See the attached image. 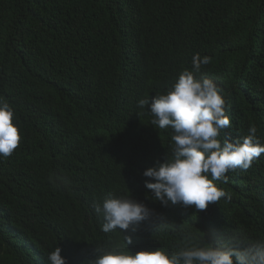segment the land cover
I'll use <instances>...</instances> for the list:
<instances>
[{"label": "trees", "instance_id": "obj_1", "mask_svg": "<svg viewBox=\"0 0 264 264\" xmlns=\"http://www.w3.org/2000/svg\"><path fill=\"white\" fill-rule=\"evenodd\" d=\"M197 53L210 58L197 77L214 80L225 98L231 126L222 135L255 126L264 143V0H0V97L21 136L0 160V264H35L18 237H42L47 252L45 234L89 260L90 243L69 234L66 211H85V194L96 192L151 210L124 233L79 219L99 249L171 253L190 238H264V154L216 181L226 195L204 211L162 206L145 187L143 170L174 145L172 129L151 125L138 100L192 70Z\"/></svg>", "mask_w": 264, "mask_h": 264}, {"label": "clouds", "instance_id": "obj_2", "mask_svg": "<svg viewBox=\"0 0 264 264\" xmlns=\"http://www.w3.org/2000/svg\"><path fill=\"white\" fill-rule=\"evenodd\" d=\"M209 63V57L193 55L192 70L179 72L164 92L138 100L137 106L141 109L147 106L154 117L151 125L156 129H172L171 157L165 156L163 161H156L142 172L148 178L145 187L165 207L171 204L206 210L209 204L226 195L216 181L227 183L226 173L247 170L264 154V143L257 137L255 126L249 127L247 135L231 140L222 135L231 126L222 89L211 78L196 75L202 65ZM14 117L11 104L0 97V160L11 156L21 141ZM84 201L85 211L67 209L66 213L72 227L69 234L82 247L90 243L89 260L80 262L78 252L47 234L44 235L50 243L47 252L42 237L29 240L20 236L18 249L29 253L35 264H264V238L251 241L242 232L218 235L214 241L205 238L201 243H193L195 238H190L171 253L159 247L135 252L128 247L99 249L90 238L91 229L79 223V219L95 221L96 218L103 232L124 233L129 229L135 231L136 225L148 220L151 210L130 196L113 193L102 199L97 192L85 194ZM125 240L131 243L130 236L125 235Z\"/></svg>", "mask_w": 264, "mask_h": 264}, {"label": "bare ground", "instance_id": "obj_3", "mask_svg": "<svg viewBox=\"0 0 264 264\" xmlns=\"http://www.w3.org/2000/svg\"><path fill=\"white\" fill-rule=\"evenodd\" d=\"M22 243V241H20Z\"/></svg>", "mask_w": 264, "mask_h": 264}]
</instances>
